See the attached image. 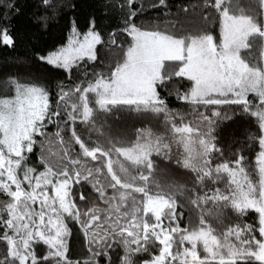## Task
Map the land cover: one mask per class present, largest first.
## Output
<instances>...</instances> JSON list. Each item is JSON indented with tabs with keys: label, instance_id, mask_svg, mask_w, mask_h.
Returning a JSON list of instances; mask_svg holds the SVG:
<instances>
[{
	"label": "snow or ice",
	"instance_id": "6c2138e0",
	"mask_svg": "<svg viewBox=\"0 0 264 264\" xmlns=\"http://www.w3.org/2000/svg\"><path fill=\"white\" fill-rule=\"evenodd\" d=\"M31 3L38 10L55 11L53 0H31ZM258 4L264 10V0H258ZM110 6H118L121 11L127 9L119 31L126 33L130 43L126 48L117 45V33H111L109 44L118 49L120 59L109 74L94 73V81L86 87L77 85L67 92L61 88L59 102L64 105L63 114L73 124L79 120L99 131L97 122L113 111L165 113L166 124L171 125V140L184 150L183 159L177 164L195 173L194 184L203 186L214 175L228 177L227 194L217 188L211 195L196 194L190 203L200 207L211 201L214 209L207 216L216 219L221 218L224 207L238 214L254 210L258 214L261 238L254 234L257 230L254 225H232L217 235L203 212L197 228L171 226L179 207L175 193L181 189L169 187L154 194L150 192V176L156 167L151 156L156 153L167 159L171 150L166 138L154 135L151 130H139L136 141L129 146H117L123 142L103 134L91 146L90 138H82L75 128L65 141L63 130L57 131L55 137L62 145V155L55 164L42 156L43 171L30 166L28 154L33 152L35 137L45 135L46 123L62 113L50 111L48 91L40 83H25L10 76L0 83V195L6 197L0 200V242L6 245V255L0 258V264H48L51 260L55 264H81L70 256L68 221L78 224L85 234L90 257L84 264H100L101 260L113 264L109 249L114 244L123 250L120 264H137V254L148 253L149 247L156 244L158 254L142 264H250L252 261L264 264V67L250 63L241 55L242 50L252 47L250 38L264 41V24L245 14L233 0H205L203 7L212 8L219 15L217 42L209 32L185 36L178 35V30L168 32L138 26L133 19L139 11L135 0H121L119 5ZM153 6L167 8V0H157ZM7 8L17 15L22 11L15 3L7 4ZM237 9L239 14H235ZM47 20V15L37 17V22ZM8 23L0 14V44L14 46ZM103 43L95 18L89 21L83 34L73 21L67 45L45 55L38 53L36 58L70 71L85 57L95 61L97 45ZM173 77L187 78L192 83L188 92L177 94L181 100L206 107L238 105L242 113L256 118L260 134L253 139H258L260 149L255 161L258 181L250 178L243 166L244 157L239 154L235 160H225L212 167L213 153L223 156L213 135L217 124L213 118H220L221 114L213 111L209 117L199 113L198 120L189 122L181 116L177 123L158 91ZM13 90L14 95L9 96ZM249 93L255 95V101L249 99ZM89 94L95 97L94 107L90 106L93 101ZM72 98L74 102L68 103ZM73 144L80 149L75 155ZM80 157L91 158L95 166H89ZM124 161L138 170L142 166L147 174L140 171L138 178L130 177ZM137 179L141 183L137 184ZM84 184L91 186L95 198L106 207L100 208L95 203L86 210L78 207L72 196L76 187L82 188ZM156 186L159 189V184ZM134 193L143 194V200L137 203ZM88 199L81 191L79 200L87 204ZM149 216L154 222H149ZM165 218L168 225L163 222ZM185 242L190 247H185ZM41 243L48 249L43 256L34 248ZM201 246L203 257L198 251Z\"/></svg>",
	"mask_w": 264,
	"mask_h": 264
},
{
	"label": "trees",
	"instance_id": "16d2710c",
	"mask_svg": "<svg viewBox=\"0 0 264 264\" xmlns=\"http://www.w3.org/2000/svg\"><path fill=\"white\" fill-rule=\"evenodd\" d=\"M9 3H15L16 7L22 9L21 13L17 15L15 11H10L7 8ZM120 3L121 0H53L55 11L49 9L45 12L42 9L38 10L31 3V0H0V14H2L4 21H10L6 26L14 38V46L0 44V83L6 81L10 76H16L25 83L38 82L48 91L50 111L62 113L60 117H52L51 122L46 123L43 130L45 135L35 137L36 143L33 146V152L28 154V164L36 167L38 171H43L44 166L40 163L42 156L55 164L58 156L62 155V145L55 137L57 131L63 130L61 134L65 141L69 140L71 130L75 128L82 138H90L91 146H95V143L102 139V134L114 141L123 142L117 146H129L136 141L139 130H151L154 135L165 137V142L170 143L171 150L167 159L163 155L152 154L151 159L156 167L150 176V192L154 194L158 190H166L169 187L181 189L175 193L179 207L177 208V219L172 222L171 226L179 224L182 229L197 228L199 227L201 212H203L207 223L211 224L217 235L232 225H254L257 228L254 234L257 239H260L258 214L254 210L238 214L231 208L224 207L221 218L216 219L207 216V212L214 209L211 201L200 207L190 203L196 194L208 193L211 195L217 188L227 194L228 177L227 174H223L219 178L214 175L212 179L206 180L203 186L194 184L195 173L177 164L178 160L182 161L184 150L182 146L171 140L169 132L171 125L166 124L165 113L113 111L106 117L102 116L97 122L96 127L99 131L93 130L79 120L73 124L63 114L64 105L59 102L61 88L67 92L77 85L86 87L88 82L94 81V73L109 74L116 64V59L120 58L119 55L113 58V55L118 53V49L109 44L110 35L114 31L117 33L115 37L117 45L124 46L125 42L129 40L126 33L119 31L123 27L124 13L127 9L121 11L118 6L116 8L110 6ZM156 3L157 0H135L136 8L139 11L133 19L138 26L147 29L157 28L168 32L178 30V35L188 36L212 31L219 18L214 9L203 7L205 0H167V8L154 7L153 5ZM246 13L249 14L248 11ZM41 15H47L48 20L37 22V17ZM93 18L96 21V29L101 33L104 40L103 44L97 45V59L95 61H90L85 57L70 71H65L47 65L36 58L38 53L45 55L49 51L64 46L71 34L73 21H75L78 31L83 34L88 30L89 21ZM151 22H155L156 25L150 24ZM160 25L163 27L161 28ZM171 69L169 66V70ZM190 84L187 78L173 77L163 87L158 88L160 97L165 101L168 111L173 114L177 123L180 122L181 116L185 118V122H189L198 120L199 113H205L211 117L213 111H219L221 117L213 118L217 121L213 135L216 137L217 147L222 150L223 156L220 153H213L212 167L223 163L225 160H235L239 154L244 157L243 166L250 178L258 181L259 176L255 161L260 149L258 139H253L260 134L256 118L242 113L238 105L225 104L206 107L202 104L195 105L179 99L177 94L183 95L188 92ZM12 94H14V90L9 92V96ZM89 99L93 101L90 106L94 107V95L89 94ZM74 100L75 98H72L68 103L74 102ZM224 117L229 119H223ZM73 147L75 149L74 155L80 152L78 145L73 144ZM80 158L87 161L89 166L96 164L91 158ZM119 159L124 160L123 157ZM124 163L129 169L128 175L130 177L138 178L140 171L147 174V170L142 166L138 170L137 167L131 166L130 162L124 161ZM136 183L141 182L137 179ZM157 184H159V189ZM81 191L89 196L87 204L79 200ZM109 194H111V190H109ZM133 195L137 203L143 200V194L134 193ZM4 199L6 197L0 195V200ZM72 199L77 202L81 210H86L93 203L100 208L106 207L102 201L95 198V193H92L91 186L88 184H84L82 188L77 186ZM36 207L38 208V205ZM148 219L149 222H152L151 216ZM163 222L166 225L169 224L167 218ZM68 224L71 229V236L68 238L69 249L71 250L72 245L78 249L76 253L70 252V256L73 260H79L81 264H84L90 257L85 234L78 224L71 221H68ZM232 239L234 241V237ZM184 246L190 247L187 242ZM34 248L41 256L48 251L47 246L42 243L34 245ZM158 251L159 245L156 244L149 247L148 253L137 254L135 257L137 264L150 259L154 254H158ZM198 251L203 257L202 246L198 247ZM4 255H6V245L0 242V258ZM109 255L113 264H120V257L123 255L122 247L119 244H114L109 249ZM48 264H55V261L51 260ZM100 264H105L104 260H101ZM250 264H259V262L252 261Z\"/></svg>",
	"mask_w": 264,
	"mask_h": 264
},
{
	"label": "rangeland",
	"instance_id": "374dc122",
	"mask_svg": "<svg viewBox=\"0 0 264 264\" xmlns=\"http://www.w3.org/2000/svg\"><path fill=\"white\" fill-rule=\"evenodd\" d=\"M237 3L239 4L240 7H242L244 9L245 14H247L246 11H248L250 15H252L254 18H256L260 23L264 24V10L260 9L259 4H258V0H233L234 5ZM235 14H239L238 9H237ZM150 24L156 25L155 22H151ZM150 26H153V25H150ZM160 27L162 28L163 25H160ZM220 27H221L220 19L218 18V20L215 23V27L213 28V30L209 31V33H211L215 37L217 42H219V39H220ZM144 29H147V28H144ZM156 29L157 28L148 29V30H156ZM161 31H163V30L161 29ZM128 39L129 40H127L123 46L124 48H126L127 45L130 43V38L128 37ZM67 43L65 45H67ZM250 43L252 44V47H250L249 49L242 50V52H241L242 57L248 59L250 63L256 64L257 66H260V67H264V41H262L259 37H257L254 40L252 38H250ZM61 47H63V46H61ZM117 55H118V53H116V55H113V58H115ZM119 59L120 58L118 57L116 60L118 61ZM169 66L172 68L171 64H169ZM190 83H191V81H190ZM191 86H192V83L190 84V88H191ZM12 95H14V94H12ZM249 99L255 101L256 97L254 94L249 93ZM151 221L154 222L153 219ZM74 244H76V241H74ZM77 251H78L77 247L72 245L70 252L76 253ZM142 262L140 264H142Z\"/></svg>",
	"mask_w": 264,
	"mask_h": 264
}]
</instances>
